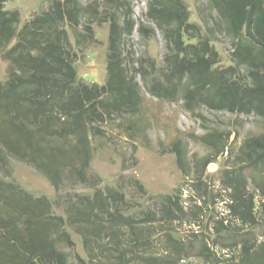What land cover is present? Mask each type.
I'll return each mask as SVG.
<instances>
[{"label": "trees", "instance_id": "16d2710c", "mask_svg": "<svg viewBox=\"0 0 264 264\" xmlns=\"http://www.w3.org/2000/svg\"><path fill=\"white\" fill-rule=\"evenodd\" d=\"M8 1L0 0V59L9 62L8 80L0 81V264H69L67 254L58 248L64 243L74 246L67 226L83 238L93 258V237L99 238L104 229L94 220L99 213L132 228L129 220L116 213L124 196L115 191L105 195L93 186V198L72 204L66 220L54 215L53 202L47 196L36 197L10 180L11 161L30 165L56 191L65 180H89L93 125L114 115L134 114L141 103L139 86L130 76L121 50L123 35H131L135 29L132 10L127 4L121 16L113 14L100 20L110 21L107 82L101 87L78 82L76 54L67 30L74 31L79 44L83 37L92 39L90 25L99 15L96 5L84 8L79 0H53L45 13L20 28V13L5 10ZM147 3V17L171 48L167 87L156 84L152 92L172 100L182 94L188 109L197 104L214 111L253 114L264 121V0H208L209 12L216 13L224 25L232 40L234 61L245 73L238 79L233 69L215 70L219 55L211 40L203 39L195 46L183 44L185 34L199 33L189 24V9L183 0ZM85 15L89 24L83 34L78 30ZM241 154L244 164L263 165L264 136L247 140ZM177 157L186 174L184 154L178 151ZM235 182L228 184L234 191L231 213L242 226L254 227L260 222L254 215L256 206L253 199L247 206L243 198L241 175ZM257 188L264 213V188ZM159 205L169 220L177 219L176 213L183 214L179 198L165 196ZM113 207L116 214L110 213ZM239 252L236 264H264V238L259 243L256 239L244 241Z\"/></svg>", "mask_w": 264, "mask_h": 264}, {"label": "rangeland", "instance_id": "374dc122", "mask_svg": "<svg viewBox=\"0 0 264 264\" xmlns=\"http://www.w3.org/2000/svg\"><path fill=\"white\" fill-rule=\"evenodd\" d=\"M79 1L84 8L96 5L99 9V21L95 19L90 25L92 39L83 37L79 44L74 31L67 27L76 54L78 82L88 86L102 87L107 82L110 21L100 20L113 14L121 16L128 5L132 10L135 29L131 35H123L121 50L126 68L140 89L139 109L93 125V158L87 182L65 180L56 191L33 167L16 160L11 161L10 180L36 197L47 196L53 202L54 215L66 220L72 204L93 198V186L105 195L115 191L124 196L116 213L129 220L132 228L99 213L94 220L104 229L99 238L93 237L91 250L95 253L90 258L83 238L67 226L74 246L64 243L58 248L67 254L69 264H80L79 260L84 264H236L241 243L255 239L259 243L264 238V213L257 188H264V164H244L241 159L244 143L264 136V121L253 114L214 111L197 104L188 109L182 94L174 100L157 97L152 88L156 84L167 87L171 48L147 17V0ZM183 1L189 9V24L199 29L197 34H185L183 44L195 46L203 39L211 40L219 55L215 70L233 69L236 79L242 78L245 73L234 61L232 40L218 15L209 12L208 0ZM52 2L9 0L5 10L20 13L21 28L45 13ZM86 16L78 30L83 34L89 24ZM8 69L9 62L1 58V82L8 80ZM184 82L186 88L188 82ZM178 151L184 154L186 174L181 171ZM237 175L242 176L247 206L250 199L256 206L254 215L260 222L254 227L242 226L231 213L234 191L228 184H235ZM165 196L180 199L183 214L176 213L175 220L160 212L159 202ZM115 208L111 214H116ZM241 209L245 211L246 205ZM147 214L155 217L149 219Z\"/></svg>", "mask_w": 264, "mask_h": 264}, {"label": "bare ground", "instance_id": "6f19581e", "mask_svg": "<svg viewBox=\"0 0 264 264\" xmlns=\"http://www.w3.org/2000/svg\"><path fill=\"white\" fill-rule=\"evenodd\" d=\"M213 167V170H215V168H214V166H212ZM216 171V170H215Z\"/></svg>", "mask_w": 264, "mask_h": 264}]
</instances>
